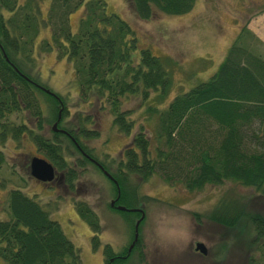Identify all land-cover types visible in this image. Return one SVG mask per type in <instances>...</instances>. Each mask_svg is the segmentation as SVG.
Instances as JSON below:
<instances>
[{
  "label": "trees",
  "instance_id": "1",
  "mask_svg": "<svg viewBox=\"0 0 264 264\" xmlns=\"http://www.w3.org/2000/svg\"><path fill=\"white\" fill-rule=\"evenodd\" d=\"M42 1L45 0H0V140L5 134L16 138L27 132L45 157L63 169L64 182L70 185L74 168L87 161L78 149L93 156L77 139L79 134L93 132L85 127L82 117L64 121L67 109L62 106L58 125L67 132L49 128L47 135L32 132L23 120L15 123L7 118L11 111L24 110L36 117L40 126L42 107L48 115L54 113L51 120L56 115L55 97L35 85L31 80H36L23 65L32 58L33 38L41 22L47 23L49 33L48 40L40 41V47L52 46L70 60L79 96H102L99 105L110 111L111 121L121 130L128 131L131 120L119 107V96L138 90L145 95L149 88L163 89L169 75L160 57L146 45L137 46L138 54L131 57L130 51L136 45L131 28L123 18L106 11L103 0H46L41 14ZM129 3L137 17L146 18L158 10L184 12L193 0ZM78 4L81 14L71 29L69 12ZM251 34L242 23L215 69L205 79L173 94L160 107L153 145L140 124L122 147L123 156L113 170L100 161L118 184L119 203L130 206L126 201L138 198L132 175L145 177L152 171L166 181L178 180L189 189L229 179L254 188L264 202V56L250 42ZM39 96L44 102L42 107ZM68 153L75 155L70 163ZM2 161L0 148V164ZM110 182L114 193V183ZM74 202L75 211L91 228L93 244L99 226L96 214L86 202ZM214 204L205 212L208 218L225 225H232L239 217L248 221L255 244L247 261L264 264V214L248 209L244 201L231 195H221ZM6 205L9 215L0 218V258L5 264H81L77 247L33 196L10 187ZM128 210L132 212L131 237L139 211ZM193 215L199 216L197 212ZM102 252L101 264H106L111 252L107 243ZM117 260L112 264L124 261Z\"/></svg>",
  "mask_w": 264,
  "mask_h": 264
},
{
  "label": "rangeland",
  "instance_id": "2",
  "mask_svg": "<svg viewBox=\"0 0 264 264\" xmlns=\"http://www.w3.org/2000/svg\"><path fill=\"white\" fill-rule=\"evenodd\" d=\"M103 1L106 11L123 18L131 28L136 42L130 51L131 57L138 54L137 46L146 45L151 53L160 57L169 75L163 89L149 88L145 95L138 90L119 96V107L131 120L128 131L117 128L111 121L110 111L99 105L102 96H79L70 60L65 55L58 54L52 46L40 47V41L48 40L46 22H41L33 38L32 58L23 65L36 81L59 95L55 97L61 101L57 107L67 109L62 118L64 121L73 122L80 115L85 127L95 132L85 136L79 134L77 139L109 170H113L121 148L140 129V124L150 138V144H154L160 107L173 94L205 79L215 69L242 23L252 33L250 42L264 56V0H193L191 7L184 12L158 10L146 18L135 15L129 0ZM45 4L46 0L39 6L41 14ZM80 14L81 4L69 12L71 29ZM39 101L42 107L44 102L40 96ZM42 110L45 115L39 119L40 126L37 125L38 119L30 117L24 110L11 111L7 118L15 123L23 120L32 132L47 135L54 113L48 115L44 108ZM0 148L3 153L0 218L9 215L6 205L8 189L17 187L33 196L58 222L63 233L77 247L81 264H101L104 243L110 249H116L129 239L132 212L126 210L123 213L109 207L107 199L113 192L111 182L92 163L80 162L74 168L75 176L70 185H63V169L54 166L53 181L46 185L29 174V157L32 154L46 157L27 132L16 138L5 134L0 140ZM68 157L70 163L75 155L68 153ZM59 173H62L61 178H58ZM131 181L138 198L126 201L130 205L127 207L140 206L143 216L137 225L136 240L121 264H168L170 257L171 264H250L247 256L249 252L254 253L255 240L248 221L239 217L232 225H225L208 218L205 212L221 195H231L244 201L248 209L264 214V202L254 188L225 179L189 189L178 180H164L156 171L145 177L132 175ZM74 201L86 202L96 214L99 226L93 244L91 228L75 211ZM194 212L199 216H194ZM197 240L205 246L204 253L194 251L193 244ZM0 264H5L2 258Z\"/></svg>",
  "mask_w": 264,
  "mask_h": 264
},
{
  "label": "flooded vegetation",
  "instance_id": "3",
  "mask_svg": "<svg viewBox=\"0 0 264 264\" xmlns=\"http://www.w3.org/2000/svg\"><path fill=\"white\" fill-rule=\"evenodd\" d=\"M31 80V79H30ZM35 85H37L39 88H41V89H43L42 87H44V85L42 84V83H40V82H38V81H34V80H31ZM57 100V99H56ZM57 103H59V100H57ZM60 103H61V101H60ZM60 106V105H59ZM57 107L58 109H59V111H57V109H56V115H55V117L51 120V122L54 120V119H56V122H55V128L54 129H52L51 128V122H50V124H49V128L50 129H52V130H59V131H61V132H63V133H66L67 131L63 128V127H61L60 125H58V121H59V118H60V110H61V107L62 106H60V107ZM42 109H43V107H42ZM66 112H67V110H66ZM67 121H69V120H67ZM78 151H79V153H81L83 156H85L86 157V159H87V161L88 162H90V163H92L93 165H95L98 169H101V167H100V165L102 166V164L100 163V161L96 158V157H93V156H91V155H89L88 153H86L85 151H83L82 149H78ZM33 155V154H32ZM122 156H123V154H122V148H121V150H120V152H119V157H118V159H121L122 158ZM113 159V158H112ZM117 159V160H118ZM117 160L114 162V164L113 165H116V162H117ZM55 168V167H54ZM56 170V169H55ZM59 176H60V178H61V176H62V173H59L58 174V178H59ZM107 177V176H106ZM109 180H111L113 183H114V187H115V190H114V193L112 192V194L108 197V199H107V203H108V205H109V207H112V208H115V209H117L116 207H115V205L116 204H118L119 202H118V200H117V198H118V195H119V188H118V184H117V182H116V180L114 179H111V178H109V177H107ZM38 180V179H37ZM38 181H40L42 184L44 183V184H46V185H49V184H51V182L53 181V179H50V180H38ZM63 183V185H65L66 183L63 181L62 182ZM141 208V207H140ZM126 210H128V208H126ZM142 210V209H141ZM132 233H133V230H132ZM131 240H132V235H131V237H129V239L126 241V243H124L123 245H121L119 248H116V249H114V248H111V252H110V254L106 257L107 258V261H106V264H112V261H114L115 259H116V262H118V260L117 259H125L126 258V256L128 255V253H129V250H130V248H131V246L134 244V241H135V239L133 240V242L131 243V245L130 246H128L129 244H130V242H131ZM194 251H196V250H194ZM140 256V255H139ZM140 258V257H139ZM103 259V258H102ZM102 262V261H101ZM121 264V263H120ZM168 264H171V257H170V259H169V263Z\"/></svg>",
  "mask_w": 264,
  "mask_h": 264
},
{
  "label": "water",
  "instance_id": "4",
  "mask_svg": "<svg viewBox=\"0 0 264 264\" xmlns=\"http://www.w3.org/2000/svg\"><path fill=\"white\" fill-rule=\"evenodd\" d=\"M2 54L5 57V54L3 52H2ZM43 89L47 92L52 93V91L46 87H43ZM55 122H56V119H54L51 122V128L52 129L55 128ZM100 167H101L102 172L106 176H108L109 178L114 180V178L110 175V173L107 170H105L101 165H100ZM28 170H29V173L38 180H50L54 175V167L51 164V162L49 160H47L46 158H44L42 156H38V155H31L29 157ZM115 207L118 209L129 208L131 210L140 211L139 215L134 219L132 240H131L130 244L128 245V246H130L131 243L133 242V240L136 238V233H137L136 225H137L139 218L142 216V211L140 210L139 207H126L125 205L120 204V203L116 204ZM193 248H194V250H197L200 253L205 252V246L203 245V243L201 241H198V240L195 241L193 244Z\"/></svg>",
  "mask_w": 264,
  "mask_h": 264
}]
</instances>
